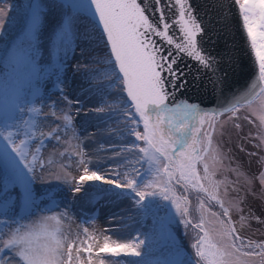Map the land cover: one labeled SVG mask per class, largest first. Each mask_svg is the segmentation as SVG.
Listing matches in <instances>:
<instances>
[{
  "label": "snow or ice",
  "instance_id": "obj_1",
  "mask_svg": "<svg viewBox=\"0 0 264 264\" xmlns=\"http://www.w3.org/2000/svg\"><path fill=\"white\" fill-rule=\"evenodd\" d=\"M235 2L239 5L258 71L247 89L234 96L229 105L216 113H208L201 111L196 103L176 99L177 92L182 91L186 84L184 72L174 67L181 53L195 59L204 68L212 69L211 58L197 47L196 37L203 29L193 15L189 0H58L55 6L66 10V15L50 40L53 63L49 68L39 64L37 45L44 9L38 0H30L26 5L24 38L5 50L3 59L9 75L0 81V180L3 183L0 190V264H73L74 259L76 264H83L84 259L87 264H93L94 260L98 264H106L104 256L141 258L129 264H250L251 258L255 257L260 258L259 264H264V242L249 241L237 233L230 209L225 207L218 195L221 182L213 179L215 172L210 167L219 163L221 157L212 147L213 133L204 127L207 119L209 126L214 128L211 121L224 112H231L235 116L244 103L250 106L257 99L264 103V0ZM174 8L177 14L169 22L167 13ZM11 10V5L0 0V30ZM149 12L158 14V19L153 20ZM77 16L87 21L83 25L87 39L92 38L91 29L92 33L99 32L105 40L109 50V67L104 79L108 83L101 87L122 86L127 97V101L121 105L123 115L133 125L128 129V134L134 136L136 142L143 143L133 142L128 146L129 150L141 154L140 167L134 169L136 176L126 174L125 182H115L85 166L84 174L75 181L76 187L70 190L83 192V182L88 181L114 184L115 189L121 191H113L111 195L130 197L140 212L152 214L154 221L160 222H172V212L166 207L169 205L185 228L192 225L203 232L192 245L194 259L185 257L179 248L170 253L171 258L166 257L161 261L142 259L145 255L142 246L146 244V239L139 237L123 241L108 234L104 236L103 244L96 247L90 241H96L97 237L89 234L87 227L83 229L84 239L77 237L69 241L60 227L61 218L69 215L67 210L51 212L50 208L51 214H42L36 221L26 224L16 219L9 189L17 185L23 188L20 207L30 212L37 203L31 187L36 179L37 165L41 170L45 168L44 160L37 154L41 152L45 140L54 139L59 143L62 139L60 132L74 131L70 112L58 105L60 101L68 105L78 104L79 101L70 100L65 94L62 76L65 65L56 57L61 51L67 56L73 35V18ZM173 26L175 31H170ZM153 37L174 46L175 52L162 49ZM47 80L53 82L55 91L52 95L41 92L40 84ZM53 96L57 98L53 99ZM95 110L104 112L105 109L97 107ZM259 119L264 124V114ZM57 120L61 123L54 124L51 131H44L45 124H53ZM141 124L142 132L139 130ZM33 141L38 143L34 152L30 153ZM65 152L60 155H65ZM77 154L82 155V151ZM29 155L31 160L28 159ZM51 162L48 161L49 164ZM80 163H84L83 159ZM256 179L264 187V169ZM180 181H184L185 191L191 188L219 204L224 219L220 218L221 214L212 213L221 225L219 232L213 234L205 228L203 214L198 224L189 218V208L183 206L188 197L178 195L174 187V182ZM64 183L71 184L72 181L65 180ZM106 191L93 194L92 200ZM42 195L51 206L59 207L52 190ZM199 208L203 212L209 211L203 199ZM159 212L165 215L157 216ZM256 219L259 220V217ZM82 252L86 256L82 257ZM236 253L250 260L241 261Z\"/></svg>",
  "mask_w": 264,
  "mask_h": 264
},
{
  "label": "rangeland",
  "instance_id": "obj_2",
  "mask_svg": "<svg viewBox=\"0 0 264 264\" xmlns=\"http://www.w3.org/2000/svg\"><path fill=\"white\" fill-rule=\"evenodd\" d=\"M52 0H38L41 7L44 9L41 17V23L38 31L37 45L39 48V64L44 68H49L53 63V55L51 54L50 40L53 35L54 27L58 24L61 15L65 14V10L55 6L56 3ZM11 5V11L4 21V27L0 30V67L3 68V73L0 77L5 80L9 73L5 70L4 55L5 50L20 37L24 38V32L27 27L26 5L30 0H5ZM91 39L77 38L71 42L68 49L67 56L61 51L56 57L62 60L65 67L62 72L64 78L65 94L70 100L79 101L68 105L64 101H60L58 107L64 111H69L73 117V130L67 133L60 132L61 141L57 143L54 139L45 140L41 152L37 155L45 162V168L41 170L37 165L36 179L31 185L36 194L37 203L30 212L25 211L20 207V193L23 188L17 185L15 188H10L9 193L13 198L15 205V216L21 224H26L36 221L42 214H51V212H62L67 210L68 217L61 218V230L68 236L69 241L79 237L81 240L85 238L84 227L88 228V233L97 237L96 241L101 240L106 235L104 233V223L102 215H98L96 205L94 210L89 211L86 215L79 217V214L69 211L66 197H63V189L72 185L73 182L79 179L84 174V167H91L90 156L87 152L88 144H91V151L94 155H108L111 152H105L107 145L106 141L92 143L85 142L81 136V129L86 124H97L101 127V131L105 129L107 132H113L116 141H127V145H117L113 149V153L117 156L115 161L110 160L106 166L104 176L112 179L115 182H125V175L136 176L134 169L139 168V160L141 154L136 150H129L128 146L136 142L135 137L128 134V129L133 127L130 122H127L123 115L124 109L121 107L126 101V93H123L122 86H113L112 88H103L101 85L108 83L104 79V73L108 69V59L102 62L106 63L104 71L96 66L97 59L91 57L85 51L86 48L96 44V41L101 39L100 33L95 32L91 35ZM13 39L9 42V40ZM43 49V50H42ZM109 52V51H108ZM86 65V67H85ZM93 74H96L95 76ZM5 77V78H4ZM95 79V82L88 81L89 78ZM1 80V79H0ZM41 92L45 95H52L55 91L53 82L51 80L43 81L40 84ZM97 89H100L97 91ZM123 97V99H121ZM57 97L53 96V99ZM130 103V102H128ZM114 104V107L108 105ZM97 107H104V112H97ZM134 112V109H131ZM47 111V109H45ZM212 113V112H208ZM264 114V103L261 99H257L250 106L244 104L240 107L235 116L231 112H224L217 115L211 123L213 127L209 126V121L206 119L204 127L213 133L212 147L220 155L221 160L215 166L210 167V170L215 172L213 179L221 182L218 188V195L224 202L225 207L230 209V217L234 222L233 226L237 229V233L244 239L255 242H264V187L256 179L262 169H264V124L261 123L259 117ZM94 116V117H93ZM51 119V118H49ZM60 121H55L53 124H45L44 131H51L54 124H59ZM239 125V127H237ZM139 130L143 131L142 124ZM38 141H33L29 149L30 153L34 152ZM136 143H143L136 142ZM123 146V147H121ZM65 150H67L65 152ZM82 151V155H78ZM65 152L61 156L60 153ZM255 153V155H252ZM212 154L210 153V156ZM93 158V157H92ZM31 160V155L28 157ZM84 163L81 164L80 160ZM52 162L49 164L48 161ZM201 175L203 170L200 169ZM59 176V180L57 179ZM0 177H2V170H0ZM179 179V174H177ZM72 181L71 184H65L64 181ZM102 183L101 181H89ZM207 184V181L204 182ZM184 181L180 183L174 182L175 191L178 195L188 197L187 201L183 202V206L190 210V199L194 198L196 206L198 207V214L205 218V228L215 234L221 230V225L213 212L221 214L222 210L216 201H210L208 197L201 192L191 189V193L184 190ZM108 189L113 191H121L115 189L114 184H107ZM3 188L2 180H0V190ZM52 190L59 207L51 206L42 194ZM125 199L127 196L118 197ZM201 199L205 206L209 209L208 212H203L199 208ZM133 206L132 204L130 205ZM136 206V205H135ZM169 211L172 212V222L154 221L152 214H143L138 209L141 222L137 227L131 228L128 232L126 241L135 240L142 233H155L152 240L142 246L145 255L142 259L148 261H161L166 257L171 258L170 253L176 248L170 232V225L179 222L180 217L175 215L174 210L166 205ZM51 208V212L49 209ZM137 208V207H136ZM157 216H164V212H159ZM243 217V220L241 219ZM259 217V220L256 219ZM91 220L90 223H83V221ZM199 230V229H198ZM7 231V229H5ZM200 231V230H199ZM203 235V232L202 234ZM96 241H90L96 245ZM97 247V246H96ZM247 251L248 249H244ZM183 253V252H182ZM75 250H73V257L75 258ZM82 257L85 253H80ZM102 255V254H101ZM185 257H190L188 253H183ZM239 256V253L235 254ZM106 264H129L130 261L141 259L134 257H118L104 256ZM241 261L250 260L248 257L239 256ZM259 257L251 258L250 264H259ZM73 264H76L75 259ZM83 264H87L84 259ZM93 264H98L94 260Z\"/></svg>",
  "mask_w": 264,
  "mask_h": 264
},
{
  "label": "water",
  "instance_id": "obj_3",
  "mask_svg": "<svg viewBox=\"0 0 264 264\" xmlns=\"http://www.w3.org/2000/svg\"><path fill=\"white\" fill-rule=\"evenodd\" d=\"M189 4L203 29L196 37L197 47L211 58L212 69L204 68L181 53L174 67L184 72L186 84L177 92L176 99L196 103L201 111L216 113L247 89L258 69L235 0H189ZM148 14L153 20L158 19V14ZM176 14L175 8L167 13L169 22ZM170 31H175V26ZM153 39L162 49L175 52L174 46L163 43L158 37ZM164 75L167 77L166 73Z\"/></svg>",
  "mask_w": 264,
  "mask_h": 264
},
{
  "label": "bare ground",
  "instance_id": "obj_4",
  "mask_svg": "<svg viewBox=\"0 0 264 264\" xmlns=\"http://www.w3.org/2000/svg\"><path fill=\"white\" fill-rule=\"evenodd\" d=\"M43 50V49H42ZM94 117V116H93ZM97 124H86L81 129L80 133L84 141L92 143H100L106 141L108 146L105 152H111V156L107 155H94L91 151V144L87 143V152L90 156L91 167L90 170L96 171L100 175H105L106 166L110 160L115 161L118 155L113 153V149L117 145H127V141H116L113 132H107L105 129L101 131ZM123 147V146H121ZM93 157V158H92ZM94 186L93 182H83L84 191L80 193H74L70 189L76 187L75 182L71 186L63 189V197H66L69 211L74 212V214H79V217L86 215L89 211L94 210L97 205L98 215H102V221L104 223V233L106 235L111 234L114 238L119 237L121 240L126 241L128 232L131 228L137 227L141 222L140 217H142L133 202V200L127 196L125 199H119L116 196L111 195L112 190L108 189V185L105 183H96ZM100 190H108L102 192L95 200H92V195L99 192ZM133 205L132 207L130 205ZM103 244V238L96 241V246L99 247ZM104 255V254H102Z\"/></svg>",
  "mask_w": 264,
  "mask_h": 264
},
{
  "label": "trees",
  "instance_id": "obj_5",
  "mask_svg": "<svg viewBox=\"0 0 264 264\" xmlns=\"http://www.w3.org/2000/svg\"><path fill=\"white\" fill-rule=\"evenodd\" d=\"M51 2L56 3V4L58 3L55 0H52ZM65 15H66V10H65V14L63 13V15H61L60 20L58 21V24L54 27L53 33L56 31L58 26L63 22ZM86 23L87 21L84 20L80 16L73 18V27H72L73 35L71 38V42L77 38H86L84 35V29H83V25ZM23 32L25 33V31ZM89 32L91 35L93 34L91 29H89ZM21 39L23 38L19 36V38L16 39L14 42H17L18 40H21ZM12 40L13 39L9 40V42ZM85 51L89 53L91 57H94L97 59L96 66H98L100 69H102V71H104L106 63H103L102 61L106 58L109 59V52L106 47V43L104 39L101 38L97 40L96 44L92 45L91 47L86 48ZM2 73H3V68L0 67V76ZM0 79H1L0 81H2L3 77H0ZM88 81L95 82V79H93L92 77V78H89ZM183 187L185 190L184 184H183ZM187 191L191 193L192 190L188 188ZM190 202H191L190 203L191 211H190L189 218L192 219L194 224H198L200 222L201 215L198 214V207L196 206V201L194 200V198H191ZM170 232L174 238L172 240L174 242L175 248H179V250L183 253L184 252L188 253L189 256L194 259L195 250L193 249L192 245L195 244L198 237L201 236V232L197 228H193L192 225H188V227L185 228V226L179 222H176L174 225H170ZM154 235L155 233L153 232H147V233L140 234L139 238L146 239V243H147L150 240H152Z\"/></svg>",
  "mask_w": 264,
  "mask_h": 264
}]
</instances>
